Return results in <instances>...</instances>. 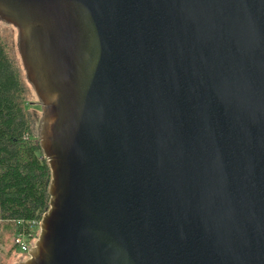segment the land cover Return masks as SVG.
<instances>
[{"label": "water", "instance_id": "95a60500", "mask_svg": "<svg viewBox=\"0 0 264 264\" xmlns=\"http://www.w3.org/2000/svg\"><path fill=\"white\" fill-rule=\"evenodd\" d=\"M0 19L49 167L16 264H264V0H0Z\"/></svg>", "mask_w": 264, "mask_h": 264}, {"label": "trees", "instance_id": "16d2710c", "mask_svg": "<svg viewBox=\"0 0 264 264\" xmlns=\"http://www.w3.org/2000/svg\"><path fill=\"white\" fill-rule=\"evenodd\" d=\"M38 111L16 45L0 34V221L12 247L14 233L48 206L49 167L38 145Z\"/></svg>", "mask_w": 264, "mask_h": 264}, {"label": "rangeland", "instance_id": "374dc122", "mask_svg": "<svg viewBox=\"0 0 264 264\" xmlns=\"http://www.w3.org/2000/svg\"><path fill=\"white\" fill-rule=\"evenodd\" d=\"M13 27L0 20V34L12 45L13 42L16 45L17 30ZM10 236L11 233L4 228L0 221V264H16L17 261L22 260L27 255L25 252L26 255L24 256L23 252L21 253L16 247L11 246Z\"/></svg>", "mask_w": 264, "mask_h": 264}, {"label": "built area", "instance_id": "2783aa9c", "mask_svg": "<svg viewBox=\"0 0 264 264\" xmlns=\"http://www.w3.org/2000/svg\"><path fill=\"white\" fill-rule=\"evenodd\" d=\"M40 217L25 221V225L13 235V242L21 252H27L36 237Z\"/></svg>", "mask_w": 264, "mask_h": 264}]
</instances>
